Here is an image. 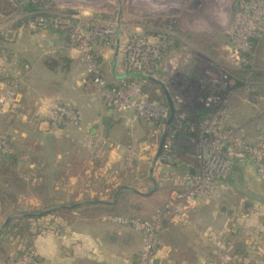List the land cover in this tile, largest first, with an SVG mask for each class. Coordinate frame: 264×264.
I'll return each instance as SVG.
<instances>
[{"label": "crops", "instance_id": "crops-1", "mask_svg": "<svg viewBox=\"0 0 264 264\" xmlns=\"http://www.w3.org/2000/svg\"><path fill=\"white\" fill-rule=\"evenodd\" d=\"M95 52L108 83L120 85L125 77L116 51L96 46ZM81 62L65 32L19 28L7 31L0 39V97L14 92L9 101H0V139L10 138L14 150L12 154H0V165L8 169L16 166L20 172H0L7 190L3 195L30 198L19 202L17 211L37 217L33 224L41 225L33 242L39 264H135L144 246L142 233L109 218H152L166 205L172 191L186 182L187 168L158 163L155 172L150 164L160 162L165 135L159 140L158 128L141 120L132 123V114L110 109ZM58 104L73 106L83 118L84 129L71 126L74 155L48 159L42 155L43 150L57 152L56 137L68 135L67 126L55 125L49 117L52 106ZM262 113L264 116V111L254 114L257 117ZM244 120H235L239 124L233 126L245 138H252L254 121ZM99 135L110 141L102 159L94 155L88 140ZM79 143L80 149L88 151L86 157L78 156ZM132 143H140L143 156L128 169L126 149ZM193 172L190 168L191 175ZM234 180L235 173L221 183L214 197L198 211L204 210L203 205H211V209L202 217L194 213L190 226L164 223L157 264H193L190 253L199 243L209 245L211 248L205 249L212 255H199L197 264H219L223 258L217 253L223 255L225 249L229 252L232 247H226L231 244L241 252L236 253L234 261L244 256L245 249L252 260V232L264 233V223L260 225L257 216H249L252 207L245 206L246 214L239 216L243 210L231 194ZM13 182H21V193L14 192ZM15 211L8 200L0 201V236L10 226L8 215ZM257 215L263 217L264 208Z\"/></svg>", "mask_w": 264, "mask_h": 264}, {"label": "rangeland", "instance_id": "rangeland-1", "mask_svg": "<svg viewBox=\"0 0 264 264\" xmlns=\"http://www.w3.org/2000/svg\"><path fill=\"white\" fill-rule=\"evenodd\" d=\"M3 1L5 0H0V10L2 11V13L0 11L2 16L0 20L2 24L0 25L8 26L6 32L19 28H29L35 31L49 30H41L38 26H32L24 23L22 20H17L24 7L37 0H22V2H17L16 5H13V9L6 10H4L6 6L2 3ZM74 4L67 5L59 3L58 6L62 8L72 6L75 11H83L86 14L93 13V16L100 14L98 15L99 17L109 19L106 22H112L119 36L118 42L116 40L110 46L98 44L96 46H102L107 50L116 51L117 60L121 64V74L127 79L130 78L129 83L126 81L121 84L130 86V90L132 88L133 90L135 89L137 97H145L148 102H154L164 106L165 114L164 117H161L162 120L160 121L155 119L146 120L137 117L136 111L132 108L121 110L108 107L119 113L126 115L132 114L131 122L140 123L141 120L147 126L158 128L159 140L161 135H165V120L171 123V113L166 97L170 98L175 108L173 117L176 116L186 121L188 116L192 118L191 112H183L187 108L186 106H190L193 110L200 109L204 106L209 110L205 102L209 98L220 96L221 101L219 106L210 113L212 114V118L196 122L193 126L196 137L191 139L188 145L192 153L196 156L198 166L192 167L194 174L190 179H193L198 174L200 159L201 161L208 160L211 156L209 152H205L201 147L203 145H201L202 137L200 135L205 130L206 121H213L211 119L220 116L221 113H223L224 117L221 127L224 130L234 131L236 135L243 138L245 146H253L255 150L263 151L264 153V143L259 141V138L264 139V116L263 113L257 117L254 114L255 112L261 113L264 111V0H103L93 10L83 9L82 6H77L79 3ZM124 43H126L129 51L126 53V59L123 61L122 58L120 59V54ZM78 55L82 60V56L79 53ZM96 57L94 50V61L106 79L102 63ZM142 58H153V60L142 61ZM81 63L86 66L87 70L89 69L85 62L82 61ZM89 74L93 79L92 73ZM123 80L125 81V79ZM218 84L222 86L220 90H218ZM109 86L117 87L119 85L113 86L109 84ZM208 90L210 93L207 98H204L203 94ZM163 118L165 119L163 120ZM241 118H245V123L248 120L254 121L252 122L254 123V135L252 138L250 136L249 139L245 138L239 128L233 126V124H239L235 120L241 121ZM252 123L249 122L247 124L251 125ZM54 124L67 126L66 131L68 135L60 134L56 137L58 139L57 152L46 148L43 150L42 155H46L48 159L54 158V155L60 159L74 155V144L72 145L70 141L74 138L72 128L84 129L83 118L79 126H76L69 120L61 124ZM133 125L131 124V126ZM80 126L82 127L81 129L79 128ZM97 137V139H101L100 148L104 149L102 153L104 158L106 153L105 148L110 141L103 135ZM9 139L8 137H3L0 139V143L4 140L10 143ZM88 140L92 152L97 156V148L91 144V138ZM176 142L181 145L184 140L180 139L176 140ZM133 145L137 147L138 152L136 159L133 160L134 162L131 164L126 163L128 169H133L143 156L140 143L130 144L126 149V156L128 148ZM80 146L79 143L78 156L86 157L88 151L83 148L80 149ZM163 146L164 140H162L161 152L164 148ZM257 155V152L255 154L239 151L238 155L234 156L232 160L231 173L227 179L235 173L231 194H233V200L236 205L243 210L240 212L241 214L239 213V216L246 214L245 206L252 207L253 212H250L249 216H257V222L261 225L264 223V216L261 217L257 214L264 208V172L262 171L264 169V156L259 161ZM98 158L102 159V156ZM155 161L154 164L152 161L150 166L154 167V171L157 172L158 163L163 164L160 155V162ZM225 180L219 182L218 188L212 190L210 195H195L191 200V204L184 209L185 212L181 219L168 217L164 218L158 224L160 227V245L157 256L160 253L162 244L161 234L164 223L171 222L182 227L190 226L192 224L191 216L194 213L195 215H201V217L208 213L207 211L209 208L211 209V205H203V211H198V209L201 208L200 206L203 203L205 204L214 197L221 183ZM3 185L4 182L0 181V201L8 200L16 209L15 212L8 215L10 216L8 217V221L11 225L17 222L21 224L22 222L21 226L24 228L26 225H23V223L26 220L24 219L26 216L22 211H17V208L20 206L19 202H26L30 198L22 196H11L8 198L3 195V193L7 192L4 189L6 187ZM11 186L14 188V192L21 193L22 190L19 188L21 187V182H13ZM162 209L152 218L146 219L145 221L153 220ZM29 222L33 224L34 219ZM39 226L41 225H33L32 231L35 233L41 232L42 228L39 231ZM173 230L174 228H172ZM43 231L48 232L50 229ZM3 232L1 235L8 239L2 241L0 246H3L6 241L9 246L6 247L8 251L0 249V264H39L33 246L30 247L28 252L26 248L23 249L20 240L14 238L16 237L15 234L10 233V230L8 231L7 228H4ZM228 234L231 236L230 232ZM178 235L179 239L177 238V241L180 240L181 231H179ZM186 236L189 238L190 234L187 233ZM252 236V244L250 245V251L253 252L254 256L251 257L252 260H250V256L247 258L246 255L248 253L250 254V252H247V249H245V251H242L244 256H239L236 258L237 261H234V256L239 255L241 252L237 253V250L235 249V251L233 244H231L226 247L227 249L232 247L229 252L225 249V251L223 250V255L220 252L217 253V255L220 254L223 258H221L222 260L219 264H264V256H261V254L264 255V233L261 234L260 231H253ZM205 247L211 248L209 245L199 243L198 249L190 253V263L197 264V257L201 254L212 255ZM22 252L24 253L21 254ZM259 252L260 255H257ZM29 253L32 256L34 255L31 263L25 262L23 259Z\"/></svg>", "mask_w": 264, "mask_h": 264}, {"label": "built area", "instance_id": "built-area-1", "mask_svg": "<svg viewBox=\"0 0 264 264\" xmlns=\"http://www.w3.org/2000/svg\"><path fill=\"white\" fill-rule=\"evenodd\" d=\"M5 1L9 2L12 6L16 5L17 2H22V0ZM101 2H103V0L100 2H94L92 0H37L33 1L31 6H29L30 3L26 5L17 20H22L24 23L32 26H38L41 30L49 29L67 33L71 48L82 56V61L88 66L89 73H92L93 81L98 86L101 97L104 98V101L109 107L121 110L132 108L136 111L137 117L146 120H162L161 117H164L165 114L164 106L154 102H148L145 97H137L136 90H133V88L130 90V86L126 84H121L117 87L109 86L103 73L99 71V66L94 61L95 46L97 44L110 46L113 45L116 40L118 42L119 36L112 22H106L109 19L99 17L98 15L100 14L93 16V13L86 14L83 11H75L72 6H68L67 8L58 6L59 3L67 5L79 3L77 6H82L83 9L93 10V8L97 7ZM16 8H18V6H16ZM1 18L2 16L0 14V20ZM0 24H2V21ZM7 27L8 26L0 25V38L6 34ZM128 51L126 43H124L121 49L120 59L122 58L124 61ZM143 60L152 61L153 58H142V61ZM217 87L218 90L222 88L220 84H218ZM13 95L14 92H9L7 96L0 97V101L7 102ZM220 101V96H215L209 98L208 101L205 102L206 107L209 109V113L204 120L212 118V114L210 113L219 106ZM215 116L217 115L215 114ZM49 117L52 122L56 124H61L68 120L72 121L76 126L82 123L80 113L70 105H53ZM164 119L165 118H163V120ZM223 119V113H221L220 116L211 119L213 121H206L205 130L200 135L202 137L201 145H203L201 147L202 150L211 154L210 158L203 161L200 159L198 174H196L193 179L188 180V186L185 190L172 191L166 205L153 220L145 221L124 216L111 218L114 222L130 226L142 233L144 246L136 264H156L157 252L160 245V227L158 224L161 223L164 218L168 217L181 219L185 212L184 209L191 204V200L195 195L202 194L208 196L212 193V190H216L219 182L229 177L232 169V160L234 156L238 155L239 151L255 154L257 152V159L259 161L264 156L263 151H257L253 146H245L243 138L236 135L234 131L224 130V128L221 127ZM165 121L166 126L163 147L166 156H170L169 153L174 143V134L166 136L170 128V123L168 120ZM81 126L79 127L80 129L82 128ZM177 129H179V127ZM97 138L98 137L91 138V144L97 148V156L100 157L104 149L100 148L101 139ZM259 141L264 143L263 138H259ZM137 152L138 149L134 145L129 147L126 163L131 164L134 162L133 160L136 159ZM0 153L2 155L13 153L12 146L8 141L4 140L0 143ZM262 171L264 172V169H262ZM33 257L34 255L32 256V254L29 253L23 259L25 262L31 263Z\"/></svg>", "mask_w": 264, "mask_h": 264}, {"label": "trees", "instance_id": "trees-1", "mask_svg": "<svg viewBox=\"0 0 264 264\" xmlns=\"http://www.w3.org/2000/svg\"><path fill=\"white\" fill-rule=\"evenodd\" d=\"M2 3L5 4L6 9H13V6L6 1H3ZM29 6H31V3L29 4ZM1 11V10H0ZM2 13V11H1ZM130 78H125V81L123 80V83H125L126 81L129 83ZM133 79V78H131ZM210 91H206L203 95L204 98L208 97ZM217 93V92H214ZM151 99V98H150ZM152 100V99H151ZM187 108H185L183 110V112L188 111L191 112L192 118H189L185 121L179 119L178 117H173L171 120V125L170 128L167 132L168 136L169 134H174V143L171 147V151L169 153L170 156H166V153L164 151V148L161 152L160 158L161 161L163 162L164 165L169 166V167H183V168H187V176L188 178L186 179V182L179 188H176L174 190H185L188 186V180L192 177V175L190 174V168L192 167H197L198 166V161L196 159V156L194 155V153H192L189 149V141L193 138L196 137V132H194V128L193 126L196 124V122H200L203 121L206 116L208 115L209 111L203 106L200 109L197 110H193L190 106H186ZM198 117V118H197ZM179 127V129H177ZM184 140V142L179 145L176 140ZM171 157V158H169ZM2 166V167H1ZM10 168V167H9ZM13 174L16 173H20L18 172V170L16 169V166L14 167V169H8L5 168L4 165H0V172L4 173V172H8L10 171ZM173 190V191H174ZM37 217L35 216H26L24 219H26L23 223V225L25 224L26 226L23 228L22 222L20 223H15V224H10V226L8 227V231L10 230V233H13L16 235V237L14 238H18L22 244L23 249L26 248V251H28L30 249L31 246H33V242L34 239L36 237V235L39 232H33L32 231V226L34 224H32V222L30 223L29 220L32 219H36ZM27 221V222H26ZM38 230H41V226H39ZM8 238H5L3 235L0 236V243L4 240H6ZM11 239V238H10ZM7 246H9L8 242L6 241V243L3 246H0V249H4L6 251L7 250ZM12 249V247H11ZM20 252V250H19ZM29 252V251H28ZM24 252H22L21 254H23Z\"/></svg>", "mask_w": 264, "mask_h": 264}, {"label": "water", "instance_id": "water-1", "mask_svg": "<svg viewBox=\"0 0 264 264\" xmlns=\"http://www.w3.org/2000/svg\"><path fill=\"white\" fill-rule=\"evenodd\" d=\"M92 1H94V2H100V1H102V0H92ZM169 103H170V107H171V111H172V117H173V115H174V108H173V104H172L170 98H169ZM47 127H48V126H46V128H47ZM160 151H161V150H160ZM193 174H194V172H193ZM156 264H157V261H156Z\"/></svg>", "mask_w": 264, "mask_h": 264}]
</instances>
